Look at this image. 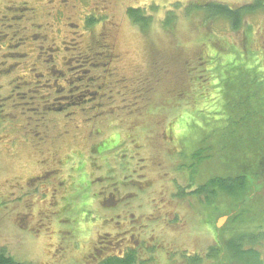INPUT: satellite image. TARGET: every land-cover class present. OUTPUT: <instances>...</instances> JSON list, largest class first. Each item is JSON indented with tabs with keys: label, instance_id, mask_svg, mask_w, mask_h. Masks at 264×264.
Returning a JSON list of instances; mask_svg holds the SVG:
<instances>
[{
	"label": "trees",
	"instance_id": "16d2710c",
	"mask_svg": "<svg viewBox=\"0 0 264 264\" xmlns=\"http://www.w3.org/2000/svg\"><path fill=\"white\" fill-rule=\"evenodd\" d=\"M28 10L34 11L31 7ZM195 10L202 13L206 24L218 18L229 19L230 30L241 35V41L214 35L211 26L206 24L190 26L188 31L184 30L188 35L180 39L179 28H170L177 22L171 13L165 20L166 28H163L171 34V42L182 43L184 39L194 43L190 51L184 45L178 47L180 69L174 80L168 79L162 56L155 57L153 48L158 44L153 41V32L156 31L150 29L152 18L140 8L127 9L131 23L143 34L145 48L143 67L135 70L131 82L118 76L116 67L120 58L111 33L90 35L91 41L86 48L79 43L76 47L68 43L63 51H59L53 44L48 47V56H43L46 51L41 52L44 63L51 69V76L56 71L62 72L59 78L64 85L58 86L65 92L61 95L64 100L56 98L55 103L52 102L53 109L43 105L41 112L38 109L32 112L44 115L43 119L45 114H58L67 123L76 121L75 116L67 114L75 115L88 106L95 105L93 108L103 112L105 120H114L110 114L115 110L128 111L129 116L123 115L111 123H115L117 134L113 132L101 142L91 139V151L94 157H107L111 163L116 161L118 157L111 155L113 146L107 149L104 143L120 140L124 129L134 150V158L121 161L126 166H133L122 182L124 193L121 194L123 187L115 177L113 184L105 189V208H118L115 206L122 203L120 209L123 212L114 216L112 210H107L112 225L101 231L93 229L95 237L92 238L84 237L90 230L87 226L83 227V233L80 228L55 233L53 243L57 254L52 264H143L146 253L149 254L148 264H264L260 260V252L264 249V23L258 31L247 26L249 14L264 15V0H252L240 8L214 2L205 5L204 10ZM49 14L47 12V16ZM91 24L92 21L85 23L91 34L102 32V25L95 28ZM40 36L47 39L42 33H36L34 40H39ZM17 37L15 42L18 41L19 47L27 44ZM163 52L167 53L166 50ZM57 64H61L60 70ZM71 64L74 67H70ZM108 68L110 73L104 75L102 71ZM4 70L8 73L9 69ZM98 71H101L96 74L99 82H118V86L123 85L118 92L124 94L110 101H100L99 83L90 85L91 80L85 75ZM49 77L44 76L45 82H53L50 86L57 85L58 79ZM169 81L173 82L168 84ZM23 83V88L35 92L34 82L24 80ZM166 84L170 87H164ZM166 90L174 98L173 104L166 106L167 113L162 108ZM23 93L33 99L37 97ZM121 101L128 104L120 105ZM153 105L154 111L140 115L141 108L149 109ZM162 113H165V122L161 120ZM147 124L154 129L145 128ZM95 128L89 131L93 138L99 135L98 125ZM69 131L67 129L58 137L68 136ZM46 158L54 157L47 154ZM141 187H153L152 194L162 196L158 207L151 204L154 198L150 194L142 197L150 196L152 200L143 198L141 206L137 205ZM148 208L152 213H146ZM116 215L124 225H116ZM224 216L229 217V221L220 230L217 220ZM150 221L153 222L149 224ZM186 226L196 229L203 226L213 243L203 253L200 251L191 256L183 252L181 259H174L176 255L170 254L171 248L179 245L164 236L175 234L185 242L183 230ZM148 233L157 246L147 252L145 235ZM197 234L192 233L189 237L195 238ZM119 241L125 243L124 247L118 244ZM0 264L24 263L0 249Z\"/></svg>",
	"mask_w": 264,
	"mask_h": 264
},
{
	"label": "rangeland",
	"instance_id": "374dc122",
	"mask_svg": "<svg viewBox=\"0 0 264 264\" xmlns=\"http://www.w3.org/2000/svg\"><path fill=\"white\" fill-rule=\"evenodd\" d=\"M251 1L0 0V249L24 264H52L57 254V247L53 243L55 233L61 230L71 232L76 228H80L83 233V227L87 226L90 230L86 231L84 237L92 238L93 229L101 231L104 227L112 225L109 220L111 215L107 210H112L114 216L115 213L123 212L120 209L122 203L115 206L118 208L107 209L103 201L105 189L113 184L112 179L115 177L114 179L119 181V186L123 187L124 177L129 174V171L132 172L133 166L121 163L123 160L125 162L127 159L134 158V150L130 140L125 136V129L122 131L120 140L111 139L110 142L104 143L107 149L113 146L111 155L118 157L116 161L111 163L107 157L106 159L94 157L90 150L93 147L91 139L101 142L113 135V132L117 134L115 131L118 130L115 128V123L111 125L112 121L117 122L119 117L129 116L131 113L115 110L110 114L114 120H105L103 112L93 108L94 105L88 106L82 112L78 110L75 115L67 114L75 116L76 121L70 120L65 123L62 120L63 116L48 113V115L45 114L44 120L39 122L42 116L32 111L36 108L42 109L43 105H47V109H53L54 99L60 98L63 101L64 98L61 95L65 93L60 91L61 87L58 86V84L64 85V81L59 78L62 73L59 69L61 64H57L60 71H56L51 76V69L44 63V57L49 55V46L55 44L59 51H63L68 43L74 47L79 43L80 46L86 48L91 41L90 35L111 33L116 42L114 45L116 54L120 58L116 67L118 76L121 80L128 79L131 82L130 77L134 76L135 70L143 67L145 48L143 34L131 23L127 9L140 8L146 12L147 17L152 18L150 29L156 31L153 32V41L158 44L153 48L155 57L162 56L161 62L167 66L166 75L168 79L171 77L174 80L178 77L180 69L178 47L181 44L187 51H190L194 43L192 40L184 39L182 43L180 41H173L174 44L171 42V34L163 31V28H166L165 20L168 15L173 13L176 17L177 22L170 28L178 27L177 32L180 33L179 38L182 39L188 35L184 30L188 31L190 26L204 25L207 22L201 15L202 13L195 9L204 10L205 5L214 2L240 8ZM21 6H24L23 10L20 9ZM29 7L33 8L34 12L29 11ZM47 12L51 16H47ZM247 18V21L249 20L247 26L253 27L254 31H258L264 23L262 13L249 14ZM91 21V25L95 28L102 25V32L96 31L91 34L85 28V23ZM229 22L227 18H218L206 25L211 26L214 35L232 41H241V35H236L230 30ZM33 25L34 30H31ZM36 33L40 35L42 33L47 39L40 36L39 40H33ZM16 37H21L23 40L20 41H27V44L19 47L18 41L15 42ZM42 51L47 53H43L44 57L41 56ZM158 52H162L161 55H158ZM59 60L62 59L59 57ZM70 67L74 65L71 64ZM4 69H9L8 73ZM98 73L101 71L87 72L85 75L91 80L90 85H94L96 81V85L99 83L100 101H110L124 94L121 91L118 92L123 86H118V82L117 84H104L100 81L103 84L100 83L96 78ZM102 73L108 75L110 72L102 71ZM44 76H50L49 79L53 80L58 79V83H55L57 85L50 86L54 85L53 82H45L47 79ZM24 80L34 82L35 92L31 93L30 90L23 88ZM172 82L169 81L168 84ZM168 84L164 87H170ZM23 92L36 95V100ZM165 94L162 97V108L167 113L169 109L166 106L173 104L174 98L171 94H167V90ZM124 102L121 101L120 105ZM125 103L128 104L127 101ZM154 107L153 105L149 109L141 108L140 115L151 113ZM70 116H68L69 119H71ZM162 116L161 120L165 122V113H162ZM89 123L91 126L88 127ZM165 124L161 125L165 126ZM95 125H98L99 131L97 138L89 134V131L96 129ZM144 127L154 129L149 124ZM66 128L70 130L68 136L65 134L66 136L62 138L58 137L67 130ZM89 142L90 146L87 148ZM53 146H57L60 150L54 153L51 150ZM47 154L54 158H46ZM39 177L43 178L39 179ZM102 178L106 181H101ZM124 190L125 187L122 188L121 194ZM153 191V187L146 189L141 187L136 198L137 205L141 206L144 199L150 201L154 198L151 204L158 207L162 202V196L153 195ZM146 194H150L152 199L150 196L142 197ZM146 213H152V209L148 208ZM115 218L118 220L116 225H124L120 222L118 215ZM220 220L218 219L217 222ZM228 221L227 218L219 223L218 228L223 230ZM152 222L150 221L149 224ZM196 232L197 237H189ZM183 233L186 236L185 242L175 234L164 236L168 240L176 241L179 245L171 248L170 254L176 255L174 259H181L183 252L191 256L200 251L203 253L206 247L213 243L211 235L203 226L199 229L186 226ZM150 234L145 235V241L148 240L145 244L147 252L156 245L150 238ZM118 244L122 247L125 245L120 241ZM260 254V260L264 262V249ZM144 258L143 264H148L149 254L146 253Z\"/></svg>",
	"mask_w": 264,
	"mask_h": 264
},
{
	"label": "flooded vegetation",
	"instance_id": "af4514ba",
	"mask_svg": "<svg viewBox=\"0 0 264 264\" xmlns=\"http://www.w3.org/2000/svg\"><path fill=\"white\" fill-rule=\"evenodd\" d=\"M34 12V11H33ZM49 16H51V15H49ZM33 39V38H32ZM34 40V39H33ZM111 69L110 68H108V70L107 71H105V73H108V71H110ZM55 100H56V98H55ZM55 100H54V103H55ZM36 109H38V108H36ZM39 110V109H38ZM40 111V110H39ZM41 115V114H40ZM42 117L39 119V122L41 121V120H44L43 119V115H41ZM38 121V120H37ZM30 125H31V123H29ZM36 125H37V123H36ZM54 153L55 152H57V151H59L60 149H58V147L57 146H53V148L51 149ZM91 151V150H90ZM89 151V152H90ZM91 153H92V151H91ZM93 154V153H92ZM60 165H63V163H60ZM222 222V219L219 221V223H221ZM154 225H152L151 227H153ZM172 228H175V227H172Z\"/></svg>",
	"mask_w": 264,
	"mask_h": 264
},
{
	"label": "water",
	"instance_id": "95a60500",
	"mask_svg": "<svg viewBox=\"0 0 264 264\" xmlns=\"http://www.w3.org/2000/svg\"><path fill=\"white\" fill-rule=\"evenodd\" d=\"M225 220V219H224ZM224 220H222V221H224ZM218 226L220 227V224H218Z\"/></svg>",
	"mask_w": 264,
	"mask_h": 264
}]
</instances>
